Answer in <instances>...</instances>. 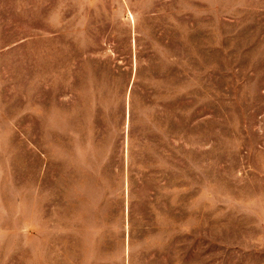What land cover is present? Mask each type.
<instances>
[{
  "label": "rangeland",
  "instance_id": "rangeland-1",
  "mask_svg": "<svg viewBox=\"0 0 264 264\" xmlns=\"http://www.w3.org/2000/svg\"><path fill=\"white\" fill-rule=\"evenodd\" d=\"M0 264H264V0H0Z\"/></svg>",
  "mask_w": 264,
  "mask_h": 264
}]
</instances>
